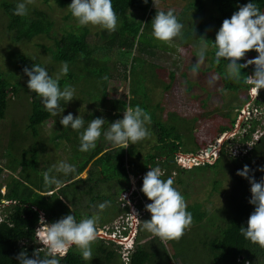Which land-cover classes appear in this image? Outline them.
<instances>
[{
    "label": "trees",
    "instance_id": "16d2710c",
    "mask_svg": "<svg viewBox=\"0 0 264 264\" xmlns=\"http://www.w3.org/2000/svg\"><path fill=\"white\" fill-rule=\"evenodd\" d=\"M42 1L44 5H47L48 10L54 11V8L64 9L68 12V17L72 16L67 8L71 0ZM17 2L18 0H0V10L7 19V30L15 35L13 37L15 42H21L23 45H25V42H33L34 39H45L53 43V47H48L45 43H40L37 47L42 49L41 53L49 52V55L46 54L50 58L49 65L59 67L58 76L61 89L66 85L78 89L79 84L82 83V89H79L82 96L74 95L71 101L73 103L72 107L84 106V103L86 108L88 104H92L90 109H93L92 106L96 107L89 116L91 117L90 121L98 117L101 118L97 112L98 109H107L104 111V114H108L106 116L107 123L105 124L107 126L116 121L117 117L123 118L122 114L126 107L131 106L134 108L139 105L151 114V121H154L152 127L149 125L148 128L152 135L150 136L155 139V143L152 146V151L143 160L140 159L139 148L143 146L144 140L137 142L135 145L130 144L126 149L113 147L111 143L110 147H106L107 140H103V134L97 140L95 149L80 152L78 150L79 133L83 131V128L79 132L70 128L64 129L57 116L54 117L55 123L51 137L45 136L43 126L53 116L45 110L40 98L27 88L28 77L24 74L23 69L25 67L31 68L34 63L46 68L47 64L23 51L10 52L8 69L6 68L5 72L0 70V124L7 117L11 96H19L20 93H24L30 96V100L27 103L25 112L26 119L20 122H12L11 129L7 133L9 137L5 149L0 143V148L5 151V157L9 159L8 163L0 165V173L3 170L11 172L5 178V194L3 195L0 192V216L2 218L0 222V264H19L17 257L22 251L26 252L29 258H32L35 251L43 256L46 249L43 248L35 234L36 230L41 227L39 223L41 215L46 223H52L67 214L74 215L76 220L79 221L93 215V211L82 212L80 209L82 201H87L86 207L90 210L107 200L111 201V204H116L120 209V211L117 210L120 213L112 214V217L106 223L112 221L123 211H128L126 206L121 209V203L120 201L116 202V199L130 190V175L137 176L145 173L149 170V167L157 166L163 171L162 179L168 177L173 179V187L175 183L183 184V179L180 178L181 175L179 177L174 176L178 173H187L189 169H191L190 171L209 169L214 172L215 176L222 175L226 178L227 175H230L233 181L230 191H224L226 200L219 215L218 210L220 208L213 213H209L196 205H189L186 209L191 213V224L194 226L202 225V229H204L198 241L202 249L192 252V254L201 252L200 256L204 255V261L199 260L193 262L194 264H243L246 261L251 264H264V248L246 240L240 232L241 227H247L248 218L254 211L255 206L249 203L251 198L249 179L237 175V170H242L247 165L249 167V177L258 182L261 178H264V171L261 170L264 168V132L260 139L249 149H243L242 151L246 150V152L240 156H234L228 151V149H231L228 144L237 143L236 139L230 142V138H228L223 143L219 151V157L213 164L206 163L199 167L190 168L178 164L176 161L178 154H189V152L195 151L183 146V138L185 137L182 133L186 121L173 123L172 121L161 122L156 119L153 113L157 109L162 110L163 108L160 105L154 106L149 102L148 88L144 84L147 76L144 68H150L148 73L154 75L152 78H155L158 77V67L151 69L153 66H146L144 60L133 56L134 50L136 51L141 45H149L148 39H154L151 21L158 10L152 7L153 0H148L147 4L144 3V0H112V7L118 18V30L115 32V37L119 38L118 45L124 47L123 50H120L121 47L116 48L118 58L117 60L113 59V61L119 63L118 66L121 64L123 68L130 66L132 71L131 74L129 73L130 76L124 74V78L129 79L130 98L128 102L107 99L105 90L111 77L109 61L112 55L115 56L114 51L111 52L110 46L103 48L102 51L92 47L85 39L87 31H83L81 34L70 31L63 34L61 38H54V36L56 37L54 34L55 21L50 14L45 10H39L34 4L30 3L28 4L27 16L14 15ZM248 2L249 0H190L187 6L176 15L184 26L182 37L176 38L171 46L164 43L162 47L167 45L174 52L176 45L180 48L187 43H199L201 42L199 39L204 38L207 41L206 43L212 47L209 51L210 57L207 70L215 72L220 77L225 90L248 91L250 86L244 83L243 80L233 82L226 78L227 61L223 58H221L219 64L215 61L213 42L216 34L210 37L208 23L198 20L199 17L205 16L206 6L208 5L211 8L210 12H213L210 16V23L220 28L225 18H230L240 6ZM253 2L261 11H264V0H253ZM192 9L193 16L183 19V16L188 15ZM164 51L166 50L164 49ZM257 55L254 50L249 51L246 53L245 58L239 62L243 63L246 59H252ZM64 64L68 66L67 74L62 73ZM253 69L254 66L249 65L242 72L245 75H250ZM168 73L170 82L165 86L166 91L171 88L175 79L174 72L168 70ZM49 75L51 74L49 73ZM105 76L108 77L107 80L104 79ZM154 82L152 83L154 84ZM260 97L264 98V91L260 93ZM249 101V98H244L240 102V107H237L239 109L238 113ZM67 104L62 102V106H67ZM242 104L243 106H241ZM256 104L263 105L259 102H256ZM202 107L204 106L202 105ZM113 113L115 114L113 115ZM224 114L229 119L230 130H232L236 115L232 117L229 111ZM169 116L171 117L168 119H178L173 113ZM260 120L253 118L249 121V127L239 143L243 144L246 141L253 140L252 133L257 126L261 125ZM193 123L195 125L191 126V129L194 132L199 122L194 119ZM219 127L221 129L218 133L229 130V126L226 127L223 124ZM103 130L102 128V133ZM46 139L55 148L64 144L71 146L70 163L77 166L76 172L68 177H64L62 173H56V177L66 184L65 187L59 189L44 184L43 172L48 171L51 166L53 172H50V176L53 175L55 173L53 166L60 162L56 159L50 160L47 156L48 153L43 157V154L46 153H43ZM195 143L197 142L195 141ZM90 165L89 176L80 178L79 176ZM18 169H20L19 173L16 172ZM94 174L100 177L95 180L92 178ZM213 184L216 191L223 189V181L219 178H214ZM69 204L72 205L73 211L69 208ZM204 221L206 223L201 224ZM141 237V234H139V241ZM155 240L160 241V238L155 236L146 244L139 243L131 264H147L151 257L158 252L149 244ZM96 241L100 243L94 244L92 255L97 254V264H111L115 259L119 261V264H123L114 247L107 246L106 242L100 241L99 238ZM185 248H182L181 254L174 257L176 264H189L184 258ZM161 251L168 256L164 244L161 245ZM60 264L91 263L84 260L79 250L73 246L69 249L67 255L60 260Z\"/></svg>",
    "mask_w": 264,
    "mask_h": 264
},
{
    "label": "rangeland",
    "instance_id": "374dc122",
    "mask_svg": "<svg viewBox=\"0 0 264 264\" xmlns=\"http://www.w3.org/2000/svg\"><path fill=\"white\" fill-rule=\"evenodd\" d=\"M190 0H156V6L153 3L152 7L158 11H168L169 9L174 11V14H179L189 3ZM209 3V1H208ZM31 4H34L39 10H45L55 21L54 26V38H61L63 34L66 32H74L76 34H81L83 31H87V34L85 35L86 42H88L92 47L98 48L100 51H102L103 48H108L110 46L111 52L114 51L115 56L112 55V58H110V67H111V77L109 81L107 82L106 86V95L108 100H125L128 102L130 96H129V79L124 78V74L126 76H130L131 74V67L127 66L126 68H123L122 65L118 66L113 61L117 60L118 54L116 51V48L121 47L118 45L119 38L115 37V32L118 30V27L113 32H108L107 30H104L100 28L99 26H84V27H78L77 22L75 18L72 16L68 17V12L64 9H57L54 8V11L48 10L47 5L43 4L42 0H32ZM211 8L210 6H206V13L205 16L199 17L198 20L205 23L207 22L209 25L208 34L210 37H213L219 28L215 27L214 24L210 23V16L213 12H210ZM193 9L189 11L188 15H184L183 19H186L187 17L193 16ZM7 26V19L6 16L2 13L0 10V70L2 72H5L8 69L9 64V53L12 51H23L24 53L31 54L32 56L37 57L44 63H46V68L48 72L51 74L53 78H56L58 76V66H51L50 64V58H49V52L48 53H41L42 49H39L37 47L40 43H45L48 47H53V43L49 42V40L45 39H34L31 43H24L23 45L21 42H15L12 35L6 28ZM213 35V36H211ZM13 39V40H12ZM149 45H141L138 47V49L133 52V56H137L140 59L144 60L146 62V66L150 65L153 66L151 69L158 67L157 69V79L152 78V74H149L150 68L145 67L144 72L147 74L146 80L144 84L148 88V95H149V102L152 105H160L162 110L157 109L156 112H154V116L156 119L160 120L161 122H175V123H181L182 120L186 121L183 125V146L190 150H195L193 152H189V154L181 153V158H178L180 161V164L182 167H199L206 163L213 164L216 158V154L219 157L218 151L220 150V147L224 141H226L228 138H230V142H232L234 139H236L237 143L228 144V147L231 148L230 153L234 156H240L241 154L245 153V150L242 151L245 147L248 149L250 148L256 141L260 139V137L263 135L264 132V117L260 120L261 125L256 127V130L252 133L253 140L246 141L245 143L241 144L239 143L244 136V133L247 131L248 127L247 125H244L247 118L250 116L254 117L253 114H251V107L253 106V101L250 99L251 95L248 91H239L234 92L230 90H225L223 87V83L220 79V77L213 71H208L207 67L209 65V51L212 49L207 44V53L205 61L201 64L200 69L197 74L193 75L191 72V66L193 63L196 62V51L197 46L201 43H187L184 44V46H181L180 48L176 45L175 51L172 52L170 50L169 46L162 47L164 45V42L158 41L157 39H148ZM175 42V41H174ZM180 49L178 51L177 49ZM124 47H121L120 50H123ZM164 49L166 51H164ZM48 54V55H46ZM253 66V65H250ZM7 68V69H6ZM168 70L175 73V79L171 86V88L166 91L165 86L169 84V73ZM121 73V74H120ZM130 73V74H129ZM185 74V75H184ZM212 76H216L217 79L215 81L211 80ZM144 80V79H142ZM155 81V82H154ZM154 82V84L152 83ZM79 89H82V83L79 84L78 89H75L74 95H81L82 93ZM10 101V108L7 113L6 119L0 124V143L2 147H6L8 143V137L9 130L11 129L12 122H20L23 119H26L25 112L27 108V103H29L30 96L26 95L24 93H20L19 96H11ZM29 98V99H28ZM249 98L251 100L247 105L246 109V115H244L243 108L238 113V108L240 107V102L243 99ZM73 103L70 101L68 102L67 106L64 107L63 115H67L69 112L73 114V116L81 115V117L85 120L84 127H87L88 122L90 121L92 112L96 109V107L92 106V104H88L87 108L83 105H79L77 108L72 107ZM202 105L204 107H202ZM239 106V107H238ZM243 106V104L241 105ZM238 107V108H237ZM107 110V109H106ZM104 109H98L97 112L100 114L101 118L105 120L104 124L102 125V128L104 130H107L110 127V124L105 126L107 123L106 116L108 114H104ZM230 112V115L232 117H235L236 120L235 124L231 129V124L229 123V119L225 117L224 113ZM248 111V112H247ZM175 114L178 119H168L170 114ZM115 113H113L114 115ZM240 114V115H239ZM123 115V114H122ZM238 115V116H237ZM243 116V118H241ZM59 118V116H57ZM120 119L117 117L115 120ZM122 119V118H121ZM194 119H196L199 123L197 124V127H195L194 132L191 129V126L195 125L193 123ZM241 121V122H240ZM154 121L152 120L150 126L152 127ZM220 123V124H219ZM229 126V130H226L225 132L218 133V131L221 129L219 125ZM54 126V120H49L47 123L43 126V133L47 137L52 135V130ZM105 126V127H104ZM262 126V127H261ZM157 132V131H155ZM152 136V135H151ZM149 137L148 139H145L143 142V146H141L140 149V159L143 160V158L152 151V146L155 143V139L152 137ZM104 140V137H103ZM197 143H195V141ZM45 145V144H44ZM198 145V147H197ZM202 146L200 148V146ZM106 147H110L111 144L109 141L105 143ZM113 149V148H111ZM46 152V153H45ZM43 157L48 156L50 160H59L64 161L69 164L70 163V155L72 154L71 146L64 144L60 147H54L53 144L46 139V146L45 150L43 151ZM213 155L211 160H208V156ZM193 159V160H192ZM193 161V162H192ZM9 159L5 157V151L0 148V165L4 163H8ZM59 163V162H57ZM141 163V162H140ZM52 165V163H51ZM77 168V166H75ZM51 169V166H50ZM91 169V165L88 166L85 171L79 176L80 178H87L89 176V170ZM193 169V168H192ZM191 169H189L190 171ZM20 169H18L16 172L19 173ZM43 171V169H41ZM149 171V170H147ZM146 171V172H147ZM184 173V174H177L174 177H179L183 179V184L175 183L174 187L181 193V195L184 197L186 206L189 205H196L199 206V208L203 210H207L209 213L216 212L218 210V215L221 213L223 209L224 202L226 200L224 191H230L231 186L233 185V181L231 180L230 175H227L226 178L222 177V175L215 176L214 172L209 169H204L201 171L198 170H192L190 172ZM8 171L3 170L0 173V192L2 194L5 193L6 187H5V178L8 177ZM53 172V171H52ZM146 172L143 174L145 175ZM56 171L53 175L56 176ZM100 176H97L96 174L93 175V179L97 180ZM143 177V176H142ZM141 176L134 177L130 176V184L131 189L130 193L123 194L126 197V201H122L120 198L116 199L117 201H120V208L123 209L125 204L126 207L130 209L129 201L131 200L133 202V205H137L138 202L141 199V195L138 197H130L131 193H139L141 186H142V178ZM214 178H219L223 181V189L217 190L214 187ZM99 181V180H98ZM95 186V184L93 183ZM98 188V187H96ZM128 201V203H127ZM87 201H82V204L80 205V209L82 212H92L93 214L99 215V221L98 224H104L112 217V214H119L120 209L116 206V204H111L110 207H107L103 211L98 210L96 207L91 208L90 210L86 207ZM115 202V203H116ZM7 204V203H6ZM96 205V204H95ZM94 205V206H95ZM1 207V206H0ZM95 208V209H94ZM187 209V208H186ZM119 210V211H117ZM116 211V212H114ZM1 212V211H0ZM126 211H123L119 216L114 218L112 221L104 224L99 225L100 228H103L104 226L112 227L113 223L123 218L124 216H127ZM126 214V215H125ZM147 215L143 214L140 222L141 232L143 237L140 238V241L143 242H149L152 238H155L153 234L148 232L143 228V223L146 220H149L151 218V214L147 211ZM140 220V221H141ZM206 223L205 221L201 224ZM202 225H192L190 224L187 229L184 231L183 237H180L179 239H172V240H155L153 242H150L149 244L152 245L153 249L155 251H158L151 259L147 262V264H176V260L174 257H177L179 254H181V250L186 244V248L184 251V258L187 260L189 264H194L196 261L203 260V256H200L201 252L196 254H192L194 251H198L202 249V246L198 243L200 237L202 236ZM105 230H101V232H104ZM99 232V231H98ZM150 236V237H149ZM146 237H149L146 239ZM146 239V240H145ZM99 244V241H96L92 244V250L94 249V244ZM164 244L168 251V256L161 251V245ZM190 246V248H189ZM189 249V250H188ZM98 261L97 254H93L91 258L87 260V262L91 264H97ZM194 262V263H193ZM105 264V263H102ZM111 264H119L118 260H113ZM211 264V263H209Z\"/></svg>",
    "mask_w": 264,
    "mask_h": 264
},
{
    "label": "clouds",
    "instance_id": "9594fccd",
    "mask_svg": "<svg viewBox=\"0 0 264 264\" xmlns=\"http://www.w3.org/2000/svg\"><path fill=\"white\" fill-rule=\"evenodd\" d=\"M31 2L32 0H18L14 15L27 16L28 4ZM144 3L147 4L148 0H144ZM153 3L156 6V0H153ZM67 8L72 17L75 18L78 27L99 26L108 32H113L117 28L118 18L112 7V0H71ZM151 27L152 36L155 39L171 46L176 38L182 37L184 26L177 19L174 11L169 9L166 12L157 11L151 21ZM199 40L201 43L197 46L195 56L197 59L191 67L193 75L198 73L207 53V41L204 38ZM213 45L216 63L219 64L221 58L227 61L226 78L233 82L243 80L244 83L250 86V93L255 98L258 90L264 89V11H261L253 0H249L248 3L240 6L230 18H225L222 21L220 28L216 32ZM177 50L180 51L179 48ZM252 50L258 55L240 63L239 61L245 58L246 53ZM249 65H254L253 72L251 75H245L242 70L248 68ZM23 72L28 77L27 88L40 98L45 110L53 116L50 120H54V117L59 116V123L64 129L70 128L79 132L83 128V131L79 133L80 143L78 150L80 152H88L95 149L96 142L102 134L104 139L109 141L113 147L121 149H126L130 144L135 145L137 142L150 137L151 132L148 126L152 122L151 114L139 105L134 108L131 106L126 107L123 118L111 123L110 127L107 130H103L102 133V125L105 122L103 118H95L88 122L87 127H84L85 120L81 115H77L75 118L71 112L63 115L64 107L62 102L67 104L72 101L75 89L70 85H66L61 89L59 76L53 78L45 67L36 63L31 68L25 67ZM67 72L68 66L64 64L62 73L67 74ZM104 79L107 80L108 77L105 76ZM216 79V76L211 77L212 81ZM212 157L213 155H209L207 159L211 160ZM178 158H181V153L178 154L176 160L180 163ZM217 158L216 154L214 161ZM53 167L57 173H62L64 177L76 172L75 165L64 161H60ZM261 170L264 171V168ZM51 171L52 169L43 172L45 186H54L57 189L65 187L64 181L58 179L55 175L50 176ZM7 173L11 174L9 171ZM143 174L130 175L135 178L143 176L140 178L142 179L140 189L142 193L133 192L130 195V197L135 194L136 196L134 197L141 195V199L137 205H133L130 200L129 202L132 204L130 209H144L146 216H148L147 211L151 214V218L144 221L143 228L154 236L159 237L161 240L179 239L192 222L191 213L186 210L187 206L184 197L173 187V179L171 177L167 179L161 178L163 171L158 166L149 167V171L145 175ZM237 175L249 179L251 184L249 203L255 206L254 211L248 218L247 227H241L240 232L246 240L264 248V178H261L258 182L254 178L249 177V167L247 165L242 170H237ZM129 191L124 194L130 193ZM120 199L126 201L124 195H121ZM123 205L125 206V204ZM68 206L73 211L72 205L69 204ZM110 206L111 201L106 200L95 207L103 211ZM126 214H129V212ZM126 217L124 216L123 218ZM142 220L140 221L141 223ZM1 221L2 218L0 216ZM98 221L99 215L95 213L79 221L76 220L74 215L67 214L52 223H46L41 215L39 218L41 227L36 230L35 234L46 251L43 256L38 251H35L32 258H29L27 253L22 251L17 257L19 264H60V260L67 255L69 249L73 246L79 250L84 260H88L92 256V244L97 238L106 242L107 246L114 247L123 264H131L139 243H147H142L138 238L141 224H138L136 235L132 236L130 242L123 241L122 244H118L112 237L110 239L98 236V231L106 227L98 228ZM129 222L128 216L127 220L122 223L127 228L126 230H128ZM115 225L114 222L112 227H108L107 233H115ZM124 234H127V231Z\"/></svg>",
    "mask_w": 264,
    "mask_h": 264
},
{
    "label": "built area",
    "instance_id": "2783aa9c",
    "mask_svg": "<svg viewBox=\"0 0 264 264\" xmlns=\"http://www.w3.org/2000/svg\"><path fill=\"white\" fill-rule=\"evenodd\" d=\"M251 74L252 73H250V75ZM262 91H264V89L258 90V93H257L256 97L254 98L251 95L250 90H249V93H250L249 95H251L250 99H252V101H253V106L251 107L250 111H251V114L254 115V117L250 116L249 118L246 119L247 122H245V124L247 125V127H249V121L252 120L253 118H257L258 120H260V119H262L264 117V98L262 99L260 97V93H262ZM256 102H259L260 104H263V105L259 106V105L256 104ZM246 105L243 107L244 115H246V109H247ZM241 118H243V116H241ZM244 149H247V148H244ZM245 152H246V150H245ZM129 204L132 207V204L130 202H129ZM131 211L132 212L127 214V217L129 216V219H130L128 230H126L127 228H125L122 225V223L125 220H127V217H126V218H121V219H119L116 222V225H115V230L116 231H115V233H113V234L107 233L108 232V228L104 227L103 230H105V231L101 232V230H100L98 232V236L101 237V238L107 237V238H110V239L112 237V239L118 244L119 243L122 244L123 241L124 242H130V239L132 238V236L136 235V229L139 226L138 224L140 223V219L143 217V214L146 212L144 209L143 210L131 209ZM132 214H135V215H132ZM126 231H127V234H124V232H126ZM124 255H125V253H124ZM243 264H251V263L246 261Z\"/></svg>",
    "mask_w": 264,
    "mask_h": 264
},
{
    "label": "crops",
    "instance_id": "0c3cea01",
    "mask_svg": "<svg viewBox=\"0 0 264 264\" xmlns=\"http://www.w3.org/2000/svg\"><path fill=\"white\" fill-rule=\"evenodd\" d=\"M100 224H101V223H100ZM100 224H98V228H99V225H100ZM139 233L141 234L142 237L145 236V235H143V234L140 232V229H139ZM183 235H184V234H183ZM149 237H150V236H149ZM149 237H146V239H148ZM146 239H145V240H146Z\"/></svg>",
    "mask_w": 264,
    "mask_h": 264
}]
</instances>
